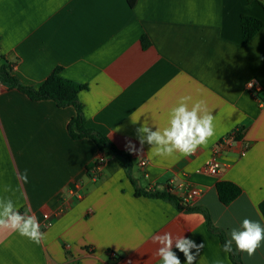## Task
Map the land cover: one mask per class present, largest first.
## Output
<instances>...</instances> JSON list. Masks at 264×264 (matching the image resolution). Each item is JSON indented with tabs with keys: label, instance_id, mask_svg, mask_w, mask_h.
Segmentation results:
<instances>
[{
	"label": "crops",
	"instance_id": "obj_1",
	"mask_svg": "<svg viewBox=\"0 0 264 264\" xmlns=\"http://www.w3.org/2000/svg\"><path fill=\"white\" fill-rule=\"evenodd\" d=\"M243 16L264 21V0H137L133 8L126 0H0V66L10 64L28 87H40L57 69L86 85L79 98L87 126L131 155L134 183L121 158L70 136L74 107L33 101L0 84V197L35 215L46 233L36 245L0 231V264H119L126 258L160 264L152 238L164 232L204 245L194 264H232L203 214L178 211L136 189L171 180L202 188L193 206L207 210L228 239L245 218L264 225V27L244 43ZM185 95L205 100L215 116L207 145L173 158L154 156L147 143L142 151L126 150L128 141L141 147L137 129L145 122L152 130L166 127L170 109ZM234 134L240 139L222 153V176L197 174L213 147ZM101 153L106 162L95 176L92 165ZM220 181L242 189L228 206L218 197ZM76 183L80 198L69 193ZM4 185L12 190L4 192ZM62 208L44 228L43 215ZM173 251L186 264L184 254ZM241 256L244 264H264V242L251 258Z\"/></svg>",
	"mask_w": 264,
	"mask_h": 264
},
{
	"label": "clouds",
	"instance_id": "obj_2",
	"mask_svg": "<svg viewBox=\"0 0 264 264\" xmlns=\"http://www.w3.org/2000/svg\"><path fill=\"white\" fill-rule=\"evenodd\" d=\"M215 116L209 110L203 99L193 101L189 95L181 96L175 106L168 113V124L163 129L152 127L144 123L137 129L140 148L128 141L125 145L130 152L142 151L143 145L151 146L150 152L157 157L173 158L179 153L182 157L192 156L199 147L207 145L214 137L216 129ZM26 179V173L24 174ZM10 185H4L3 191H11ZM10 230L36 245L46 239V233L40 230V223L35 215L21 213L11 198L0 197V231ZM230 238L222 246L223 252L233 253V244L237 252L246 253L249 258L255 255L264 242V225L258 221L245 218L240 228L231 229ZM152 242L158 245L156 255L160 264H181L173 249H178L186 258V264H194L203 244L197 245L184 236H173L170 232L156 234ZM192 249H195L193 254ZM214 264H223L217 259Z\"/></svg>",
	"mask_w": 264,
	"mask_h": 264
},
{
	"label": "trees",
	"instance_id": "obj_3",
	"mask_svg": "<svg viewBox=\"0 0 264 264\" xmlns=\"http://www.w3.org/2000/svg\"><path fill=\"white\" fill-rule=\"evenodd\" d=\"M127 4L133 8L137 0H126ZM242 39L244 43H248L263 27L264 21L243 16L241 19ZM144 48L148 46L146 38L142 40ZM0 84L9 89H17L18 91L27 95L33 101H54L59 107L72 106L76 109V116L70 121L68 131L74 140L91 139L97 145L99 150L103 153L115 155L121 158L124 162L123 168L128 178L133 183L131 178L132 159L131 155L127 152L120 151L116 145L103 133L96 129H91L87 126V119L84 114L83 105L80 101L79 95L82 91L87 89L86 85L76 83L66 79L61 74V69L55 70L48 79L38 88L28 87L23 85L13 74L11 65L4 63L0 66ZM235 139H240L239 135H235ZM134 184V183H133ZM217 192L220 202L228 206L235 201L242 194V189L229 181H220L217 184ZM136 195H144L150 198L162 199L172 205L178 211L185 213H201L206 219V228L209 233L216 236L222 246L228 239L226 233L214 226L211 217L207 210L198 206L183 205L181 200L173 194L167 192H148L136 189ZM259 210L264 218V201L259 204ZM233 253H228L232 264H244L241 252L235 250L233 244Z\"/></svg>",
	"mask_w": 264,
	"mask_h": 264
},
{
	"label": "built area",
	"instance_id": "obj_4",
	"mask_svg": "<svg viewBox=\"0 0 264 264\" xmlns=\"http://www.w3.org/2000/svg\"><path fill=\"white\" fill-rule=\"evenodd\" d=\"M248 88L250 91H255V92L257 91L254 82H250L248 84ZM233 140H235V134L222 139L217 145H215L212 149L211 157L206 161L203 167L199 168L196 171V173L207 175L210 177L220 178L225 168L224 164L221 161L222 153L224 149L227 146H229ZM105 162H106V156L103 153L99 154V156L94 161V164L92 165L91 172L95 176H97L103 170ZM140 166L145 167L146 162L142 161L140 163ZM79 187H80L79 183H76L74 185V188L69 189V193L76 196V198H80L81 194L77 192V189ZM176 189H179L177 193H175ZM155 191H160V192L164 191L173 194L181 200L183 205H188V206H193L194 202L198 200L204 193V190L200 187L192 186L186 183L178 184L175 180H171L164 185H156L148 192H155ZM65 210H66L65 208H62L54 215L45 213L43 215L42 226L44 228H50L51 226H53L55 218L63 214ZM130 263H131V259L129 258L121 259V261L119 262V264H130Z\"/></svg>",
	"mask_w": 264,
	"mask_h": 264
}]
</instances>
